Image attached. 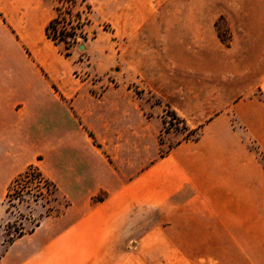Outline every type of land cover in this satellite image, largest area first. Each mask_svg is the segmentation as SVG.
Listing matches in <instances>:
<instances>
[{"label": "rangeland", "instance_id": "1", "mask_svg": "<svg viewBox=\"0 0 264 264\" xmlns=\"http://www.w3.org/2000/svg\"><path fill=\"white\" fill-rule=\"evenodd\" d=\"M74 2L0 0V25L15 34L13 29L21 28L25 17L44 16L47 26L63 5L80 13L72 25L78 21L82 27L69 49L48 40L43 30L41 39L56 47L57 56L69 58L71 79L79 87L85 82L82 86L94 97L110 88L131 89L135 116L127 121L123 112L103 110L96 100L67 113L57 110L55 124L42 115L29 120L25 116L24 169L18 175L29 166L37 167L56 186L57 200L49 205L30 203L31 209L17 204L7 215L5 194L13 180L0 190L2 246L7 240L5 225L16 222L17 212L26 216L22 224L28 230L47 208L56 213L44 219L63 215L72 199L77 206L85 202L92 209L107 198L101 186L110 185L111 175L130 180L178 143L197 140L200 128L224 105V94L250 83L253 74L251 69L246 73L247 67L254 65L264 43V0ZM241 68L245 71L237 76L241 82L226 81L232 79L233 69L237 74ZM80 209L72 215L89 216ZM130 212L126 246L135 250L141 234L158 232L161 217L155 206ZM152 247L151 255L120 256V264H159L158 246ZM3 251L0 247V256Z\"/></svg>", "mask_w": 264, "mask_h": 264}, {"label": "crops", "instance_id": "2", "mask_svg": "<svg viewBox=\"0 0 264 264\" xmlns=\"http://www.w3.org/2000/svg\"><path fill=\"white\" fill-rule=\"evenodd\" d=\"M47 22L25 17L15 34L0 25V190L24 169L25 116L55 124L57 110L95 100L127 121L137 109L131 89L110 88L96 98L85 82L79 87L69 58L40 37ZM252 67L250 83L224 94L197 140L178 143L130 180L111 175L110 185L101 186L107 198L92 209L72 199L63 215L0 245V264H120L122 255L153 254V243L159 264H264L263 40ZM243 75L233 69L226 81L241 82ZM142 206L158 207L161 225L130 250V211ZM78 208H89V216H73Z\"/></svg>", "mask_w": 264, "mask_h": 264}, {"label": "trees", "instance_id": "3", "mask_svg": "<svg viewBox=\"0 0 264 264\" xmlns=\"http://www.w3.org/2000/svg\"><path fill=\"white\" fill-rule=\"evenodd\" d=\"M60 2L69 5L75 3L74 0H60ZM56 11L57 16L48 23L44 29V33L46 38L55 45L64 43L67 50L75 43L78 36L77 30L82 27V23L78 21L75 26L72 25L74 20H79L80 13L74 14L69 6L64 7V5L57 8ZM66 25H70V28L66 27ZM56 194L57 188L54 183L46 178L37 167L29 166L23 173L13 179L7 188L5 194L6 214L10 215L11 209L15 208L17 204H26V208L29 209H31L30 203L34 205H38L39 203L49 205L52 202H56ZM40 205L45 208L43 204ZM52 213L56 212L51 207L47 208V211L39 216V219L34 222L33 226L26 230L22 221H25L27 218L22 213L17 212L16 222L5 225L4 231L7 235L6 246L12 245L16 240L34 232L39 227L41 221L44 218L50 217Z\"/></svg>", "mask_w": 264, "mask_h": 264}, {"label": "water", "instance_id": "4", "mask_svg": "<svg viewBox=\"0 0 264 264\" xmlns=\"http://www.w3.org/2000/svg\"><path fill=\"white\" fill-rule=\"evenodd\" d=\"M78 48H79V50H84L83 46H79Z\"/></svg>", "mask_w": 264, "mask_h": 264}]
</instances>
